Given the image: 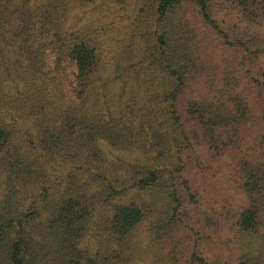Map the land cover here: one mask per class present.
Wrapping results in <instances>:
<instances>
[{"label":"trees","instance_id":"1","mask_svg":"<svg viewBox=\"0 0 264 264\" xmlns=\"http://www.w3.org/2000/svg\"><path fill=\"white\" fill-rule=\"evenodd\" d=\"M92 1L0 0V264H264V0H118L110 71Z\"/></svg>","mask_w":264,"mask_h":264},{"label":"rangeland","instance_id":"2","mask_svg":"<svg viewBox=\"0 0 264 264\" xmlns=\"http://www.w3.org/2000/svg\"><path fill=\"white\" fill-rule=\"evenodd\" d=\"M132 1V0H131ZM135 11L132 6L119 2L118 0H93L87 7L86 12L78 11L70 17L69 24L73 27L80 26L84 23L94 24L102 28H96L97 37L99 39V52L101 58V65L103 70L110 71L109 64L115 61L117 53V42L123 38V33L120 32L124 27L133 22ZM93 21V22H92ZM108 69V70H107ZM115 85L114 95L122 88L121 82L112 83L108 87ZM98 92L103 89H97ZM220 181L226 186L229 191L220 197V200L212 204L206 205V210L200 219L198 225L205 228L209 232L216 233L221 227L228 223L236 208L240 204V199L235 191L234 181L232 180L229 171L224 170ZM149 221V220H148ZM147 219L142 222L138 229V234L143 237L141 247L137 257H134L131 264H161L154 261L150 254L155 251L148 243L149 223ZM198 221V220H197ZM89 243H93L91 234L88 236ZM255 246L256 239L249 238L240 243V248L237 249L239 253L249 251V247Z\"/></svg>","mask_w":264,"mask_h":264}]
</instances>
